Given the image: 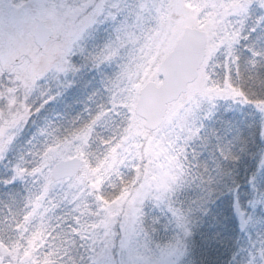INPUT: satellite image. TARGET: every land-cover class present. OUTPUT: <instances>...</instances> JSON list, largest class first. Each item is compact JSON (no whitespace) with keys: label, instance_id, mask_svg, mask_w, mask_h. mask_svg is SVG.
<instances>
[{"label":"snow or ice","instance_id":"snow-or-ice-1","mask_svg":"<svg viewBox=\"0 0 264 264\" xmlns=\"http://www.w3.org/2000/svg\"><path fill=\"white\" fill-rule=\"evenodd\" d=\"M0 264H264V0H0Z\"/></svg>","mask_w":264,"mask_h":264}]
</instances>
